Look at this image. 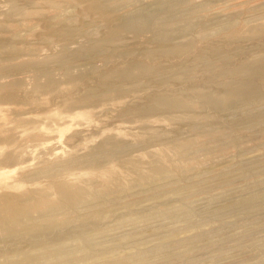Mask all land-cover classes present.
I'll use <instances>...</instances> for the list:
<instances>
[{"label":"rangeland","instance_id":"374dc122","mask_svg":"<svg viewBox=\"0 0 264 264\" xmlns=\"http://www.w3.org/2000/svg\"><path fill=\"white\" fill-rule=\"evenodd\" d=\"M186 1L96 0L87 4L91 17L77 16L79 22L64 37L37 30L24 20L22 8L18 11L24 13L12 14L28 0H0V48L5 47L0 50V193L23 201L28 192L51 184L38 170L75 158L78 166H86L52 170L54 183L58 178L68 192H81L67 207L95 203L38 221L37 229L0 231V264H264V81L256 83L261 93L245 100L229 101L220 94L247 78L233 74L235 68L264 55V0ZM73 10L66 5L53 23L61 19L73 24ZM137 13L173 17L167 28L172 32L170 46L185 48L173 60L163 57L157 63L170 73L168 86L123 81L116 89L118 82L114 87L113 81H100L127 60L143 59L141 49L157 50L151 31L135 35L124 28L127 18ZM100 21L113 33L89 37ZM49 33L56 36L49 40ZM117 46L129 48L126 58L111 55L121 49ZM202 48L220 53L195 67L182 66L183 57ZM88 87L98 94L73 102ZM161 91L180 94L184 106L147 117L134 112ZM200 91H212L215 106L199 99ZM109 144L163 170L136 179L107 156L88 167L90 152ZM33 207L43 210L45 204Z\"/></svg>","mask_w":264,"mask_h":264},{"label":"bare ground","instance_id":"6f19581e","mask_svg":"<svg viewBox=\"0 0 264 264\" xmlns=\"http://www.w3.org/2000/svg\"><path fill=\"white\" fill-rule=\"evenodd\" d=\"M95 1L96 0H90L89 2L88 1H85V0H28V2L22 4L21 6H20V4L17 5V9H15V11H14V9H12V14H13V12L15 13L16 11L17 12H20V13H24L25 12L26 13L25 18H24V16H22V17L24 18V20L26 19L27 21L33 22L35 24V27L37 28V30H40V28H41V29H43L41 31H46V33H48V32H51V33L52 32H55L56 35H58V36H64L65 37V35L70 30V29L68 30V28L73 27V25L75 23L77 24V22H79L80 19L90 18L91 17L90 16L91 14H89V12H88L91 8H88V5L87 4H89V3H95ZM166 1H168V0H166ZM169 1H170V3L171 2H177V3L178 2H180V3L183 2L181 4H184V2H187L186 0H174V1L173 0H169ZM21 2H22V0H21ZM21 2H19V3H21ZM66 5H70L74 9L73 11H75V12H73V13H74L75 18H76L75 20H77V21L76 22L74 21L73 24H68L67 22H65L66 20L65 21H62L61 19L60 20H57L56 19L57 21L53 23V19H55V17L58 18V16L60 17L61 13L64 12V8L66 7ZM18 8H20V9L22 8L24 10V12L18 11ZM48 10L49 11L52 10L54 12V14H56V16H54V14L53 15L51 14V15L48 16L47 15V11ZM91 12L92 11H90V13ZM99 13L100 12L95 13V14H99ZM68 15L67 16H63V17H68ZM159 15L160 16H158V17H154V16L153 17H150V16H145V15H143L141 13L131 14V16H129L127 18V21L124 23L125 24V27L124 28L130 30L129 32L130 33H133L135 35H137L139 33H142L141 31H143V30H149V33L151 31V33H152V36H151L152 39L149 38V37H148V39H151L150 41L152 43H155V44H153L154 45V48H156L157 50H159L162 47H167L166 48V51L165 52H161V51H157V50L150 51L149 49L148 50L147 49H143V50L141 49V51L138 52V53L140 54V58L143 57V59H137L138 56L137 57H133L131 61L127 60L124 64L120 65V67H118V68L116 67V69H112L111 72H109V73L107 72L108 74H106V72H105L106 75H103L101 77L102 80H100L102 84H106V82H108V81H113V84H111V85H114V87H115V84L114 83L115 82H118V86H117L116 89H121L122 88L121 83L123 81L124 82H129V83L130 82L131 83H136V84L137 83H139V84H141V83H143V84L144 83L149 84L150 83V85L151 84H159V85H164V86H166L168 84V75H170V73H167V70H165L166 69L165 66L162 67L163 65H161V62H160V64H157V63H159V60L161 58H163V57L168 59V58H171L175 53H180V51H182V49H184L185 46H178L177 45L178 48L177 47H173V46L171 47L170 46V42L172 40V38H171L172 37V32H169L167 30V28L172 25L171 22L173 20V17H172V15H169L168 13H165V14L163 13V15L160 13ZM77 16H78V18L80 16V19H78ZM92 19L93 18H91L90 21ZM24 20H21V21H24ZM98 20H101V19L99 18ZM104 20H102V21H104ZM178 20H179V18H178ZM102 21L99 22V25H95L96 28H94L95 26L93 27V30L94 31L92 30V32L89 34V37H91V38H93V37L97 38V37H101V36H108L110 33H113V32H111V30L108 31V29H107L108 28V24H107V27H106V23L107 22H104L103 23ZM107 21H108V19H107ZM114 21H116V20H114ZM175 22H177V21H175ZM18 23H21V22L18 21ZM81 23H79V24H81ZM4 25H5V23H4ZM23 25H25V24H23ZM9 28H12V27H9ZM11 30H10V33H11ZM160 30H166V31L165 32H162ZM2 31L3 32L4 31H7V29L6 28H3ZM113 31H114V29H113ZM28 32H30V31H28ZM117 32L119 33V31H117ZM144 32H148V31H144ZM51 33H49V35L46 37L49 40H50V38H53V37L56 36V35L53 36V37L50 36ZM116 33H114V34H116ZM120 33L122 34V32H120ZM9 35H11V34H9ZM45 36H46V34H45ZM49 36H50V38H48ZM115 38H116V36H115ZM40 39H42V38H40ZM159 39L161 41H159ZM61 42L63 43L62 40H61ZM145 42H147V41H145ZM151 42L150 43L148 42L149 45H151ZM1 43H3V42H1ZM13 43L15 44V42H13ZM18 46H19V44H18ZM125 46H127V45H125ZM263 46H264V44H263ZM2 47L0 48V50H2V49L5 48V47L4 48H2ZM102 47H104V46L102 45ZM118 47L119 46H117V48ZM96 48H97V46H95L93 49H96ZM115 48H116V46H115ZM119 48H121V49H117V51L114 50L111 55L113 57H115V56L116 57H124L125 56L124 58H126V55H124V52H126L127 49H129V48H126V49H125V47H124V49H122L123 47H119ZM36 49H39V47L38 48L36 47ZM36 49L34 51H36ZM85 49H83V50H85ZM137 49H138V47H137ZM9 52H11V51L9 50ZM79 52H81V51H79ZM215 52L216 51L214 49H208V48H206V49L204 48L203 49L202 48V50H200V52L196 53L197 55H193L192 57H185V58L183 57V59H185V60L181 64H182V66H189V67L190 66H193L195 64L194 65V67H195L196 66V63H197V65H200L199 61H201V60L202 61H207V60H203V59L210 58L212 56V54L218 53V55H219V53H220V52H216V53ZM110 53L111 52H109V54ZM13 54L16 55L18 53H13ZM80 55H82V54H80ZM9 56H11V55H9ZM217 56H215V57H217ZM69 57H71V56H69ZM213 58H214V56H213ZM77 60H78V58H77ZM88 60H89V58H88ZM157 60H158V62H157ZM171 60H173V59L171 58ZM208 60H210V59H208ZM9 61H11V60H9ZM253 61L248 62V64H245L244 66L235 68L236 71H233V74H239V75H242V76L247 77V78L243 79V81H241L239 84H236V86H231V87L230 86H226L225 88L222 89V92H220V94L225 95L226 100L227 99L229 101H234L235 99H243V100H245L248 97L255 96L257 93H259V94L261 93V89L259 87H257L256 83H257V81H259V82L261 81L262 83L264 81V55H262V57H260L258 60H255L254 62ZM203 63H201V64H203ZM204 64L202 65V67L204 66ZM26 65H28V64H26ZM26 65H25V67H26ZM207 65H205V66H207ZM50 66H51V64H50ZM176 66L178 67V65H176ZM19 67H20V65H19ZM25 67H24V69H28V68H25ZM33 67H35V66H33ZM44 67H43V69H44ZM171 67H173V66H171ZM186 69H189V68L187 67ZM0 70H1V68H0ZM165 71H166V73L163 74V72H165ZM178 71H179V69L177 70V72ZM3 72H5V71H3ZM3 74H5V73H3ZM3 74H1V75H3ZM172 76H170V77H172ZM175 76H176V74H175ZM218 76H220V75H218ZM38 77L39 76H37V79H39ZM43 77L45 79V76H41V78H43ZM186 77H187V75H186ZM34 78H35V75H34ZM74 78H76V77H74ZM40 82H42V81L40 80ZM5 85H7V83H5ZM8 86H10V84H8ZM140 86H142V85H140ZM198 87L200 88V85ZM165 88H167V87H165ZM204 89H206V88H204ZM49 90H51V89H49ZM49 90H47V91H49ZM123 90H124V88H123ZM120 91L121 90H119L118 92H120ZM210 92L211 93L208 94V93H205L203 91H200V93H198V98L204 100V102L207 103V104H209V105L215 106L217 100H216L215 97H213L214 94H212V91H210ZM216 92H218V91H216ZM95 93L96 92H94L92 90V88L88 87V88L85 89V91H83V93H81V97L78 100H74L73 102H78V103L80 102L81 103L82 102L81 100H91L93 95L98 94V93H96V94ZM100 93H102V92H100ZM183 99L184 98H182V96L180 94H178L176 92H175V94H173V91L172 92H169L167 94L166 93H163V92L161 94L154 93V94H152L145 101V104H147L146 107L145 106H142L141 107V109H142L141 111H140V109L137 108V109H135L134 112H137L138 115H144V114H146V115H144V117L145 116L147 117V115H148L147 113H151V115H152V113L159 112V114H160V112H163V109H167V108L168 109H174L176 106H181V105L184 106V100ZM260 100H262V99H259V102H260ZM204 102H203V104H204ZM132 108H133V106H132ZM239 108H240V106H239ZM217 113H219V112H217ZM166 139H164V140L166 141ZM150 140H152V139L150 138ZM148 141H149V138H148ZM161 141H163V139ZM123 143H125V142H123ZM125 144H127V143H125ZM99 149H103V150H98V152L96 150H94V151L92 150L90 152V154L88 155L89 157H91V161L89 162L91 164L88 167H94V166H96L97 164L95 165V161H96L97 158H99V157L101 158V157L107 156L111 160H113V161L115 160V162H117L120 165V167L127 173V175L132 176V177H134L136 179H145L150 174H151V177L152 176H157V175H160V172L163 170L158 165L154 164V162H151V161H147L146 162L145 161L146 163L143 165L144 162H142L141 160L139 161V159H137V158H134L135 155L133 157L131 156V154H129V156L126 155L127 152H128V149L125 148V147H120V146H117V145L114 146L113 144L112 145L109 144L108 147H103V148H99ZM128 153H130V152H128ZM77 162H78V159L72 158L69 161H67L66 163L59 164V165H56V166H52V167H50V169L38 170L37 173L35 172L36 174H41V175L43 174V175H45L46 177H48L51 180V184L47 185L48 187H46L47 190L48 189L52 190L51 192L49 190L48 191L47 190L45 191L46 188L43 187L44 188L43 190H37V191L35 190V192H33V193H29L28 192V194H27L28 196L25 197L23 199V201H22V199H19L18 196H15V195H12V194H6V193L5 194H2V193H0V231L1 232H5V233H7V232H11V233L22 232L23 226L29 227L30 229H37L36 224H38V221H42L43 219L58 218L60 216L66 215L67 213L68 214H74V212H76L77 208L80 207V206H83V208H91L95 203L94 204L93 203L83 204V205H80V206L79 205H73V206L72 205H69L67 207V202H69V199L77 200L78 198L82 197L80 195L81 192H79V193H77V192H68L67 191L68 190L67 189V186L61 180H58V178L56 179V181L54 183L55 175L52 173V170L56 169L57 172L58 171H60V172H63V171L66 172L67 171L68 172V171H70L69 169H72V168L73 169L74 168H81V166H86V165H82V164H79V166H78ZM76 166H78V167H76ZM76 172L79 173L78 171H76ZM46 177H43V178H46ZM116 178L121 179L122 177L119 176V175H117ZM88 183H89V181H87V184ZM73 197H76V198H73ZM86 198L89 200L92 197L86 196ZM93 198H92V200H96V198H94V199ZM92 200H90V201H92ZM24 201L26 202V204L24 203ZM81 202H82V200H81ZM29 203H31V205H33V206H35L36 204L43 203V204H45V208L43 210L42 209L37 210L36 207L31 206ZM30 229L25 230V232L38 231V230H32V231H30ZM48 257L49 258H54V257H56V254H54L53 256L52 255H49Z\"/></svg>","mask_w":264,"mask_h":264}]
</instances>
